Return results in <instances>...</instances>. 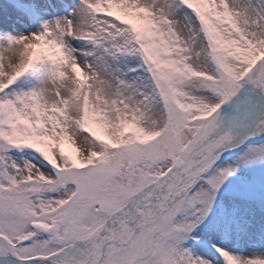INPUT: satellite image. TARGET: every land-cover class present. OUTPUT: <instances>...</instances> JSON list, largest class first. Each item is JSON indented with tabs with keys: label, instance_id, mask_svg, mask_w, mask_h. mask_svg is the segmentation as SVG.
<instances>
[{
	"label": "snow or ice",
	"instance_id": "obj_1",
	"mask_svg": "<svg viewBox=\"0 0 264 264\" xmlns=\"http://www.w3.org/2000/svg\"><path fill=\"white\" fill-rule=\"evenodd\" d=\"M0 264H264V0H0Z\"/></svg>",
	"mask_w": 264,
	"mask_h": 264
}]
</instances>
